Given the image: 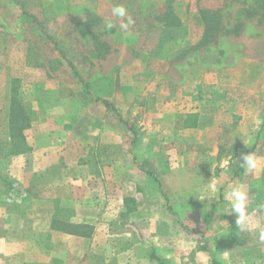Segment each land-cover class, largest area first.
I'll list each match as a JSON object with an SVG mask.
<instances>
[{"label":"rangeland","instance_id":"obj_1","mask_svg":"<svg viewBox=\"0 0 264 264\" xmlns=\"http://www.w3.org/2000/svg\"><path fill=\"white\" fill-rule=\"evenodd\" d=\"M115 4L125 6L135 21L126 31L119 21L106 28ZM252 4L174 0L181 26L165 28L166 0H0V46L11 49L0 52V65L7 60V79H24L23 86L16 84L23 112L33 108L41 121L42 110L63 108L78 129L91 116L110 128L107 150L99 138L89 140L94 152L129 158L120 166H100L113 181L95 182L97 217L111 226L97 230L98 240L120 243L128 237L139 248L150 247L163 264H229L222 258L230 249L232 264H264L256 234L227 225L223 235L217 232L220 220L235 225L234 215L218 217L235 184L243 183L248 191L255 182L248 191L250 212L264 203V18L262 12L251 17ZM199 8L221 9V25L230 30L238 21L240 34L199 46L204 31ZM85 85L111 108L94 103ZM80 138L71 144L78 157ZM249 153L260 161L259 170L250 174L236 160ZM225 161L230 162L227 171ZM117 182H124L130 194L122 197L124 203ZM105 189L109 196L102 197ZM253 215L264 216V209ZM98 254L92 264H100Z\"/></svg>","mask_w":264,"mask_h":264},{"label":"crops","instance_id":"obj_2","mask_svg":"<svg viewBox=\"0 0 264 264\" xmlns=\"http://www.w3.org/2000/svg\"><path fill=\"white\" fill-rule=\"evenodd\" d=\"M96 12L97 16H102V11ZM17 15L32 20L35 18L22 13ZM37 22L43 36H49L43 24ZM9 49V45L0 46V52L7 53ZM7 64L5 59L0 65V264H92L95 252H99L100 264H158L150 247L139 248V244L128 237L119 239L121 244L111 238L98 240L97 230L109 231L111 226L100 223L97 217L99 210L94 204L97 196L94 192L95 182L100 180L107 185V182L113 181L110 174L101 172L100 166H120L129 159L123 155L100 157L94 152L97 148L91 142L96 138L100 139L102 149L110 147L109 126L87 116L84 127L78 129L74 121L69 120L72 114L63 108L42 110L44 119L40 121L37 119V115L40 118L39 112L35 114L32 108L27 113L25 111L29 117V127L21 133L15 132L16 137L12 140L10 118L13 90L16 84L23 86L24 79L21 76L7 79ZM20 95H24V92H20ZM31 113L35 117L30 121ZM50 115H54L55 119L48 118ZM78 137L82 142L80 157L71 147ZM22 138V145L13 146L14 142L21 143L19 140ZM85 138L87 141H82ZM95 169L98 170L97 174ZM254 183L248 184L250 193L253 192L251 185L254 186ZM117 185L118 189L123 187L121 202L124 203L122 197L125 199L130 194L126 193L124 182H117ZM224 192L221 191V198H224ZM104 195L109 196L106 189L102 197ZM124 205L128 207V204ZM132 210L130 212H135V208ZM218 217L223 218V215ZM228 225L229 230H236L234 220H230ZM226 228V225L219 227L217 232L223 235L222 231H227ZM221 243L225 244L223 240ZM239 243L245 245L246 241ZM254 243L255 247L260 245L256 240ZM262 245L259 253L264 259ZM242 248L249 250L248 247ZM228 253L233 251L230 249ZM228 253L221 258L230 264Z\"/></svg>","mask_w":264,"mask_h":264},{"label":"trees","instance_id":"obj_3","mask_svg":"<svg viewBox=\"0 0 264 264\" xmlns=\"http://www.w3.org/2000/svg\"><path fill=\"white\" fill-rule=\"evenodd\" d=\"M253 2V8L250 7L249 8V14L251 15V17L257 16L259 13H261L260 15L264 18V0H251ZM166 10L163 12V17L165 20H167L166 24H165V28H177L180 25V20L179 18L176 16L175 12H174V0H166ZM220 11L221 9H214L211 10L209 8H199L198 9V14L200 16V19L203 23V27H204V31H203V35L200 39V42L198 43V45H206L207 43H210L212 41H215L216 38H218L221 35H235L238 36L241 32V26L242 24L240 22H236L235 25L232 26V28L230 30L225 29L222 25H221V15H220ZM23 15L28 16L29 14H27L26 12H22ZM33 21L36 22V20L33 18ZM48 40H51V37L47 36ZM60 54H63L62 52H60ZM68 65H71L72 67V63L70 61H68ZM75 77L78 79V81H80L82 83V81L80 80V76L77 73V71H74ZM17 86L14 85V90H13V97H12V109H11V118H10V127H11V138L12 140H14V138L16 136H14L15 132L21 133L22 131H24L25 129H27L29 127V117L28 115H26L23 110V104L20 102L22 97H19L20 100H18V93L16 92ZM85 91L87 92V94L94 99V103H100L103 104L104 107L106 109H110L111 105L109 103V101L104 100V99H99V98H95L88 90H87V86L85 85ZM262 127H264V120L262 123ZM261 132V131H260ZM259 132V133H260ZM18 140V139H17ZM21 141V143H19V146L23 144L22 141H24V139L22 138V140L20 139L19 142ZM14 142V141H13ZM15 144H17L16 142H14ZM255 146H253L254 148ZM15 152H18V150H16ZM159 262V264H163L160 260H157ZM213 264H220L215 260H212Z\"/></svg>","mask_w":264,"mask_h":264},{"label":"clouds","instance_id":"obj_4","mask_svg":"<svg viewBox=\"0 0 264 264\" xmlns=\"http://www.w3.org/2000/svg\"><path fill=\"white\" fill-rule=\"evenodd\" d=\"M111 12L114 19L105 22L107 29L116 27V21H119V28L125 31L135 23L133 17L128 13L127 8L122 4H115ZM236 160L246 173H253L260 168V161L252 153L242 154L241 157ZM229 163V161L224 162L226 171ZM226 199L228 201V206L220 214L234 215L235 225L240 233L256 234L259 243L264 244V216L254 217L253 215L256 210L264 209V203L258 204L256 209L250 212L249 194L243 183H238L231 187ZM224 225H227L229 230L227 222L220 220L219 226L223 227Z\"/></svg>","mask_w":264,"mask_h":264}]
</instances>
